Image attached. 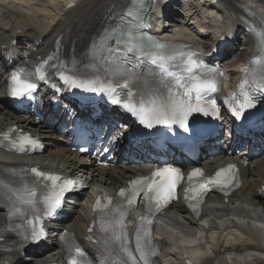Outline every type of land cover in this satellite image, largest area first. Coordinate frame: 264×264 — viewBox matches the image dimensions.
<instances>
[{
    "label": "bare ground",
    "instance_id": "obj_1",
    "mask_svg": "<svg viewBox=\"0 0 264 264\" xmlns=\"http://www.w3.org/2000/svg\"><path fill=\"white\" fill-rule=\"evenodd\" d=\"M17 1L0 0V74H4L8 69L31 56L44 55L59 35H62L59 43L67 52L72 47L76 52L82 51L99 28L103 15L109 9L115 11L120 9L121 14L131 2V0H78L75 7L68 9V2L63 0H40L45 3L44 12L41 10L27 13L17 7L15 4ZM37 1L39 0H28V3L36 5ZM222 1L227 9L222 13L225 20L223 26L204 24L206 16L199 14L201 12L198 10L193 14L190 12L191 15H184L185 17H181L182 19L178 21L175 20L177 23H174L172 14L166 13L165 16L167 20L173 22V25L185 32L188 39L196 40L210 51L214 48L212 41L214 37L220 38L221 42L230 40V54L223 61H227L230 55L244 58L251 54L254 43L248 41L244 31H240V19L234 16L236 10H239L235 8V4L249 5V2L254 0ZM257 3L264 5V0H257ZM182 4L186 6L185 0H182ZM185 9L189 11L192 7ZM174 16L180 14L175 13ZM157 27L161 28L160 25ZM194 28H197V31ZM164 32L172 33L169 26L164 28ZM240 35L245 39L240 38ZM11 122H24L31 131L46 138L48 147L45 153L34 158L42 163L44 168H55L69 174L87 184L88 189L92 191L98 188L114 191L133 175V169L127 163L105 168L85 166L83 158L65 148L62 140L52 130L35 124L30 118L15 115L0 101V127ZM14 159L15 157L0 152L1 165L6 166L8 161ZM242 172L243 187L234 193L228 202L222 201L218 196H210L200 219L191 217L180 203L175 204L168 211L166 218L169 223L166 227L169 235L162 238L166 250L165 257H167L163 258L165 262L184 264L183 251L192 252L195 249L186 248L193 246L204 248V244L208 243V231L214 230L216 233L213 246L210 247L209 253H204L198 258L197 264L198 262L199 264H230L228 258L233 260V264L250 262L264 264V259L260 257L264 256V228L258 224V222L264 223V201L259 192L264 179V158L252 167L243 168ZM88 216V209L83 204L78 205L73 209V216L68 220L67 225L76 234L82 235L87 226ZM235 216L243 220L239 218L237 221L234 219ZM205 224H208L207 229ZM7 226V211L0 208V264H37L38 262L32 258H22L13 250L15 242ZM231 228L239 233H230ZM223 236L233 237L224 241ZM57 244V240L53 239L50 243L52 249L36 257L39 260L54 258L57 255Z\"/></svg>",
    "mask_w": 264,
    "mask_h": 264
},
{
    "label": "snow or ice",
    "instance_id": "obj_2",
    "mask_svg": "<svg viewBox=\"0 0 264 264\" xmlns=\"http://www.w3.org/2000/svg\"><path fill=\"white\" fill-rule=\"evenodd\" d=\"M156 0H153V4ZM71 6V5H70ZM143 8L139 6L138 0H132L128 10L117 17H109V22L105 23L97 32L94 39L90 41L84 53L85 68H93L96 71L86 76L76 74H65L59 72L60 85H53V90L58 92L63 88L82 89L91 92L115 93L112 77L122 74L133 75L134 67L129 59L130 54L141 57L148 56L152 64L160 63L163 75L160 77L161 90L145 99L141 96L136 99L132 91H128L127 99L121 100L115 97L112 102L131 115L138 118L145 127L152 128L154 124L179 125L185 132L190 130L188 118L193 113H201L205 116H219V109L214 100H205L206 93H215L217 87V75H222L218 69L207 67L202 61L194 59L196 53L192 52L185 57L183 51H176L171 55H166L164 50L177 48L164 42L153 40L143 34L140 29L147 24L142 15ZM183 47H188L184 45ZM182 58L180 63L184 66V71L188 74L189 83L185 84L182 79L175 77L167 71L165 64L176 62ZM245 74L249 72L247 67L241 69ZM101 73H103V77ZM36 78L39 81L49 82L51 78L45 73L43 68L36 69ZM165 77H172L174 87L183 90L174 91L173 85L165 81ZM12 87L10 95L13 97L30 96L37 89L38 85L30 78H22L20 73L13 72L9 77ZM127 83L124 88H128ZM241 89L244 83L239 84ZM243 95V93H241ZM229 105V110L233 117L240 119L247 109L255 107L254 98L248 95L243 96L239 101L235 97L231 101L225 100ZM33 142L29 137H25L21 144ZM21 150H23L21 148ZM84 151V149H80ZM234 165H229L225 169L216 172L214 177H204L201 169H193L188 174V187L185 189V200L188 207L197 216L199 215V205L203 202L204 194L211 187L219 186L221 190H226L234 184ZM31 172L39 182H43L45 194L41 203L43 204V215L52 216L60 208L64 197L73 191L75 185L71 179H66L57 174H46L37 168H32ZM226 173H232L226 175ZM183 179L179 169L173 167L157 168L150 176L137 177L129 182L125 188H121L118 196L126 201L127 208L121 201L113 202L111 197L97 198L94 211L99 217L98 227L103 233V251L112 258L111 264H151V258L158 254L157 246L152 241V219L155 212H159L164 205L176 198V189ZM0 185L7 188L12 198H15L21 205L30 208L35 205L37 193L34 187L26 184L13 186L5 184L0 180ZM143 194V198L148 202L145 214L137 220L134 232L135 251L130 247L129 233L125 225V217L129 215L131 208L135 205L137 197ZM104 200L106 203H102ZM23 219V213H21ZM31 223V222H27ZM17 228L20 225L16 226ZM9 231H15L10 228ZM88 231H93L89 227ZM43 231H37L33 226L30 236L24 239H31L38 242ZM93 242L92 236L88 237ZM99 243V242H97ZM76 257L83 258L85 253L79 248H75ZM73 257L69 264H88L87 261L78 260Z\"/></svg>",
    "mask_w": 264,
    "mask_h": 264
},
{
    "label": "rangeland",
    "instance_id": "obj_3",
    "mask_svg": "<svg viewBox=\"0 0 264 264\" xmlns=\"http://www.w3.org/2000/svg\"><path fill=\"white\" fill-rule=\"evenodd\" d=\"M36 5H38V4H36ZM40 5H42V6H35L34 8L33 7H30V9L31 10H29L28 8H24V7H20V9H22V10H25V11H28L27 13H35V11H36V9H37V12L38 11H43L44 9H42L43 8V4H40ZM36 8V9H35ZM44 12V11H43ZM194 19V18H193ZM194 21H196L195 19H194ZM197 22V21H196ZM196 31H197V28H194ZM50 142H53V141H50ZM49 142V143H50ZM214 234V232H211L210 233V235H213ZM209 237V236H208ZM231 237H233V236H227V238L228 239H230ZM211 240H212V238H209V240H208V243H207V246H208V249H210V247H212L213 246V244H212V242H211ZM208 250H206V251H204V250H201V249H195V250H193L192 252L190 251V254L191 255H202L204 252H207ZM186 255H187V253H186ZM241 260H243V258H241ZM249 264H252V262H250Z\"/></svg>",
    "mask_w": 264,
    "mask_h": 264
}]
</instances>
